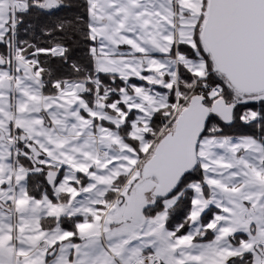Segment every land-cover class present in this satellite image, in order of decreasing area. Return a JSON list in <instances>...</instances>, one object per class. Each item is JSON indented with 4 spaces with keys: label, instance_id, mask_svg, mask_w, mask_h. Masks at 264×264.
<instances>
[{
    "label": "snow or ice",
    "instance_id": "6c2138e0",
    "mask_svg": "<svg viewBox=\"0 0 264 264\" xmlns=\"http://www.w3.org/2000/svg\"><path fill=\"white\" fill-rule=\"evenodd\" d=\"M0 264H264V0H0Z\"/></svg>",
    "mask_w": 264,
    "mask_h": 264
},
{
    "label": "trees",
    "instance_id": "16d2710c",
    "mask_svg": "<svg viewBox=\"0 0 264 264\" xmlns=\"http://www.w3.org/2000/svg\"><path fill=\"white\" fill-rule=\"evenodd\" d=\"M74 2L79 3L80 0H74ZM70 14L72 13H59L61 16ZM52 19L54 18L44 16L29 17L20 28V38L43 45L47 38L43 36L41 29L49 25Z\"/></svg>",
    "mask_w": 264,
    "mask_h": 264
}]
</instances>
